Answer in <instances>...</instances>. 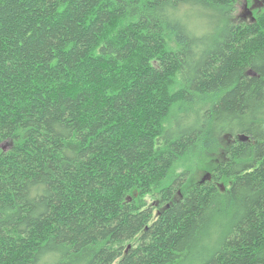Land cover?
Wrapping results in <instances>:
<instances>
[{
    "label": "trees",
    "instance_id": "16d2710c",
    "mask_svg": "<svg viewBox=\"0 0 264 264\" xmlns=\"http://www.w3.org/2000/svg\"><path fill=\"white\" fill-rule=\"evenodd\" d=\"M252 1L215 0L225 28L189 65L162 0H0V264H187L224 216L203 264H264V134L224 131L264 99V4L236 16ZM193 97L205 126L168 131ZM193 146L212 179L174 173Z\"/></svg>",
    "mask_w": 264,
    "mask_h": 264
},
{
    "label": "clouds",
    "instance_id": "9594fccd",
    "mask_svg": "<svg viewBox=\"0 0 264 264\" xmlns=\"http://www.w3.org/2000/svg\"><path fill=\"white\" fill-rule=\"evenodd\" d=\"M224 6L215 0H162L156 15L165 29L175 38L180 33L183 39L178 43L187 53L189 65L197 64L206 54L213 50L218 42L220 33L224 30L227 16ZM134 20L135 17H127ZM257 66H260L257 60ZM188 74H181L178 87H184ZM202 98L193 97L173 106L167 116L168 131L180 134L186 131L199 130L205 126L206 118ZM230 121L224 131L239 133L238 123L248 125L253 123V132L264 134V99L252 101L246 113L238 117H227ZM203 153L198 146L191 147L183 162L174 166V173L179 175L185 171L196 175L202 168ZM228 227V218L216 217L207 228L198 235L194 247L191 249L187 264H203L205 252L213 246H218ZM65 250L56 248L46 250L39 255L37 264H64Z\"/></svg>",
    "mask_w": 264,
    "mask_h": 264
},
{
    "label": "flooded vegetation",
    "instance_id": "af4514ba",
    "mask_svg": "<svg viewBox=\"0 0 264 264\" xmlns=\"http://www.w3.org/2000/svg\"><path fill=\"white\" fill-rule=\"evenodd\" d=\"M255 2H256V0H253L251 4H249L248 2H246L245 5H243L242 11L237 16L239 18H244L247 21L254 20V12H255V9L258 7V6L256 8L254 7ZM247 5L249 6V8L252 9V12H253L252 14H248L247 13V9H246L247 8ZM204 175H205V173H204ZM211 179H212V174H211Z\"/></svg>",
    "mask_w": 264,
    "mask_h": 264
},
{
    "label": "water",
    "instance_id": "95a60500",
    "mask_svg": "<svg viewBox=\"0 0 264 264\" xmlns=\"http://www.w3.org/2000/svg\"><path fill=\"white\" fill-rule=\"evenodd\" d=\"M259 0H256V2H255V4H254V7L256 8L257 6H261V5H263L264 4V1L263 2H258ZM247 13L248 14H252L253 12H252V9L251 8H249V6L247 5ZM239 138L241 139V140H247L249 137L247 136V135H245V134H240L239 135ZM206 179H211V172H206L205 173V175L202 177V179H201V181L203 182V181H205Z\"/></svg>",
    "mask_w": 264,
    "mask_h": 264
},
{
    "label": "rangeland",
    "instance_id": "374dc122",
    "mask_svg": "<svg viewBox=\"0 0 264 264\" xmlns=\"http://www.w3.org/2000/svg\"><path fill=\"white\" fill-rule=\"evenodd\" d=\"M260 2H263L264 0H259ZM263 6V5H261ZM261 6H258V7H261ZM257 7V8H258ZM242 8H243V4L239 5L238 8H237V11H236V16L239 15V13L242 11ZM204 175L203 171H200L196 174V179H200L202 176Z\"/></svg>",
    "mask_w": 264,
    "mask_h": 264
}]
</instances>
